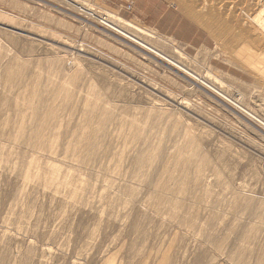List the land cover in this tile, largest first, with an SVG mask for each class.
I'll use <instances>...</instances> for the list:
<instances>
[{
    "label": "rangeland",
    "instance_id": "1",
    "mask_svg": "<svg viewBox=\"0 0 264 264\" xmlns=\"http://www.w3.org/2000/svg\"><path fill=\"white\" fill-rule=\"evenodd\" d=\"M257 22L264 0H0V264H264Z\"/></svg>",
    "mask_w": 264,
    "mask_h": 264
},
{
    "label": "bare ground",
    "instance_id": "2",
    "mask_svg": "<svg viewBox=\"0 0 264 264\" xmlns=\"http://www.w3.org/2000/svg\"><path fill=\"white\" fill-rule=\"evenodd\" d=\"M257 23H258L259 26H261L262 30H264V22H257ZM105 25H107L109 28L112 29L111 33L114 32L113 35L117 36L118 34H120V35H122L123 37L129 39L130 41L134 42V43L137 44L138 46H141V47L145 48L146 50H151V49L148 48L147 45H145V44H143V43L141 44V43H140L141 40L136 39L135 37L128 36L127 34L123 33L122 30L118 29L117 27H114V26L109 25V24H105ZM116 34H117V35H116ZM132 42H131V43H132ZM150 48H151V47H150ZM152 50H153V49H152ZM153 51H154V50H153ZM154 53H156L157 55H159V53H157V51H154ZM159 56H161V54H160ZM175 66H177V65H175ZM178 68H179V65H178ZM183 70H184V69H183ZM184 71H185V70H184Z\"/></svg>",
    "mask_w": 264,
    "mask_h": 264
}]
</instances>
